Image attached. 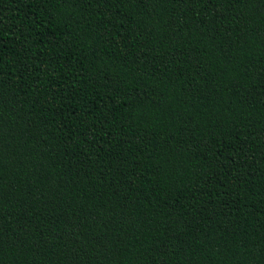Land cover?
Listing matches in <instances>:
<instances>
[{
	"label": "trees",
	"instance_id": "trees-1",
	"mask_svg": "<svg viewBox=\"0 0 264 264\" xmlns=\"http://www.w3.org/2000/svg\"><path fill=\"white\" fill-rule=\"evenodd\" d=\"M0 264H264V0H0Z\"/></svg>",
	"mask_w": 264,
	"mask_h": 264
}]
</instances>
